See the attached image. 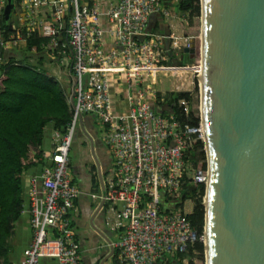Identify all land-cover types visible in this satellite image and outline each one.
<instances>
[{
  "label": "built area",
  "instance_id": "2783aa9c",
  "mask_svg": "<svg viewBox=\"0 0 264 264\" xmlns=\"http://www.w3.org/2000/svg\"><path fill=\"white\" fill-rule=\"evenodd\" d=\"M6 2L0 0V65L6 49L37 32L49 38L51 58L70 62L74 81L65 130L53 128L51 149L42 153L46 161L38 171L23 172L21 212H28L32 235L20 264H40L44 254L56 256L57 264H80L71 219L80 188L73 181L69 150L84 113L102 129L111 155L98 192L90 194L96 206L102 200L106 216H114L111 228L122 229L115 243L118 263L177 264V250L196 240L204 242V230L198 233L191 224L184 201L167 207L163 201L169 203L181 193L188 148L196 135L201 138L200 120L194 126L173 111L154 108L152 100L159 96L156 73L179 65L165 63L166 34L148 30L147 23L152 14L185 21L179 0H11L16 21L4 18ZM106 31L114 43L108 50L103 46ZM170 36L175 41L182 38L181 47L193 39L174 32ZM177 104L185 113L190 111V99L181 97Z\"/></svg>",
  "mask_w": 264,
  "mask_h": 264
},
{
  "label": "water",
  "instance_id": "95a60500",
  "mask_svg": "<svg viewBox=\"0 0 264 264\" xmlns=\"http://www.w3.org/2000/svg\"><path fill=\"white\" fill-rule=\"evenodd\" d=\"M11 7L7 0L5 19ZM200 37L210 264H264V0H201ZM183 51L194 53L195 40ZM79 124L91 148L82 117ZM105 238L99 264L113 252Z\"/></svg>",
  "mask_w": 264,
  "mask_h": 264
},
{
  "label": "trees",
  "instance_id": "16d2710c",
  "mask_svg": "<svg viewBox=\"0 0 264 264\" xmlns=\"http://www.w3.org/2000/svg\"><path fill=\"white\" fill-rule=\"evenodd\" d=\"M178 5L179 10L187 14L185 21L180 20L181 24H189L191 17L199 14L201 33V0H179ZM2 20L7 33L9 25L4 18ZM48 40L45 35L31 33L26 36L24 47H20V51L7 55L9 48L5 50V60L0 65V262L9 259L12 251L10 237L15 232L22 213V203L25 200L23 172L43 161L42 151L38 147L42 143L45 127L50 124L52 129L65 130L72 111L69 86L73 81L60 78L51 72L50 67L60 62L48 55ZM194 40L195 55L198 56L199 37L196 36ZM66 48L70 49L68 46ZM173 57L171 54L169 60ZM185 59L193 61V58ZM181 97L189 99L190 91H169L163 98L159 95L152 100V104L156 110L173 111L183 122L198 126L199 115L192 110L185 113L177 104ZM199 113L201 117L200 105ZM32 149L35 152L31 154ZM189 156L193 165L205 173L207 168L204 141L197 135L188 148L187 161ZM73 181L76 182L74 176ZM188 182L185 180L178 196L171 197L169 203L165 199L163 205H177L178 199L182 203L186 198L192 197L194 202L187 217L197 232L202 233L205 226V206L201 200L206 187L203 181L196 180L191 184ZM194 250L202 258V240L194 241L185 250H177L176 255L179 258L175 259V263L184 264L182 258L188 255L187 264H195L192 259Z\"/></svg>",
  "mask_w": 264,
  "mask_h": 264
},
{
  "label": "crops",
  "instance_id": "0c3cea01",
  "mask_svg": "<svg viewBox=\"0 0 264 264\" xmlns=\"http://www.w3.org/2000/svg\"><path fill=\"white\" fill-rule=\"evenodd\" d=\"M15 13L17 20V12ZM168 21L169 20L167 19L165 20V18H163L158 14L152 15L148 20L147 29L153 31H161L166 34L165 37L163 38V46L170 55V53H172V50L174 49L172 46H174L176 41L172 39V37L170 36V33L174 31L172 29V25L168 24ZM102 23L103 24L106 23L105 17H102ZM183 25L184 24H181V26ZM103 46L105 50H108L110 47L114 46V43L112 42L108 31H106V35L103 41ZM19 47H24V42H21ZM18 51H20V48H9L6 51V54L11 55V54H15V52ZM180 53L181 52H178L177 54L180 55ZM68 62L69 61H65V62L63 61V63L60 64L56 63L55 65L51 66L50 69L51 71H55L56 73L61 75L65 80H70V78L72 79L71 76L72 73L70 71V66ZM50 63H48L49 66L51 65ZM58 66L60 68H58ZM157 90H159V88H157ZM82 121L87 131L94 132L95 133L94 136L97 135L104 143L102 139V135L99 136L97 134V130L95 128V122L92 116L90 114L84 113L82 114ZM48 127L51 129L50 130L51 132L48 136L50 149H51L52 127L50 125H48ZM77 131H78V135L76 138H78L77 139L78 141L80 140L79 132L84 135L79 123L76 132ZM43 143H44V136L41 145L38 147V149H41L42 153L46 151V149L43 146ZM75 143L76 140L74 141L73 146L72 147L70 146L69 153L71 152V155H69V160H70L69 164H70V170L73 173V176L75 177L76 182L80 188V192L76 199V203L72 208L71 219H72V224L75 228L76 243L80 253V264H99L102 256L109 251V241H107L105 237H108L111 240V243L113 245V252L112 254L105 257V259L102 261V264H119L118 254H117L118 249L115 243L119 239L122 233V229L111 228L110 222L114 220V216H112L110 212H108L106 216L105 208L103 210L102 207H100L99 210L94 212L97 201L95 198L91 196L90 193L98 192L99 189L98 179L92 178L90 176L83 161L84 157L82 156L83 154L81 152L83 146H81V143L78 144ZM34 152L35 150L32 149L31 154ZM41 158L43 160L41 163L39 162V164H35L29 167L28 169L24 170L25 173L38 171L41 165L46 161V159L42 157V154H41ZM106 165L107 166H104L105 168L103 167L105 171L109 168L110 163ZM24 198H25V194H24ZM24 214L25 216L24 217L21 216V219L18 221V224L16 226L15 232L10 237V242L12 244V251L11 254L9 255V259L7 261L0 262V264H20V258L22 256L23 249L30 242L32 235L30 226L28 224V212H24ZM101 232H103L104 236L101 234ZM13 246H16L15 249ZM41 257L42 258H40V264H57L56 256L44 254Z\"/></svg>",
  "mask_w": 264,
  "mask_h": 264
},
{
  "label": "rangeland",
  "instance_id": "374dc122",
  "mask_svg": "<svg viewBox=\"0 0 264 264\" xmlns=\"http://www.w3.org/2000/svg\"><path fill=\"white\" fill-rule=\"evenodd\" d=\"M10 20L15 19L14 21H16V13L14 12L13 9H11L10 11V16H9ZM169 21H171L172 23V29L174 31V33L176 35H179L181 37H183V35H191L193 37V39H195L196 36L199 37V49H200V44H201V37H200V19H199V14L198 15H194L191 17V22L189 24H185L183 26H181V24L179 23L178 19L176 18H169ZM181 21H183L181 19ZM180 21V22H181ZM179 24V26H178ZM182 38L177 39V46L175 47L176 49L172 50V55H174V57L177 58V60H181L180 62H173L172 59H168L167 61H165L166 64H172V65H179L177 68H167L164 69L162 71H159L156 73V82L154 84V86L156 88H159V90H157L159 95H164L167 94L169 91H182V90H188L190 91V110H192L195 114L199 115V120L201 122V117H200V113H199V105H200V98H201V87H200V78L199 74L201 73V55L199 54L198 56L195 55L194 53H190V52H184L183 51V47H181V42H182ZM16 48H20L19 46ZM178 52H184L183 57H180L179 54H177ZM180 53V54H181ZM169 55V54H168ZM185 57L187 58H193V61H187L185 59ZM170 58V55H169ZM58 68H60L58 66ZM52 73H55L57 76H59L60 78L62 76H60L58 73H56L55 71H51ZM63 78V77H62ZM195 84H197V88L195 89ZM69 91H71L70 86H69ZM50 125V124H49ZM201 125V123H200ZM78 127V126H77ZM95 128L97 130V134L99 136L102 135V129L100 128V126L95 122ZM51 129L48 127H46L45 129V133H44V143L43 146L46 150L50 149V144H49V134ZM77 130V129H76ZM203 130V124L201 126V132L202 133ZM78 135V131L74 133V136L72 138V142H71V147L73 146V143L76 139ZM202 138V136H201ZM202 140L204 141V150L206 149V143L205 140L202 138ZM31 153V152H30ZM205 154H206V171L205 173H202L199 169H197V167H195L193 165L192 162V158L191 156H189V160H188V167H187V176L185 177V180H188L189 184L194 183L196 180L199 181H203L205 184V187H207V180H205L208 177V165H207V153L205 150ZM69 155H71V152L69 153ZM196 170H198V174L199 176L197 177L196 175ZM197 177V178H196ZM196 178V179H195ZM204 192L202 194V200L201 202L204 203V198L206 196V188H204ZM193 198L192 197H188L184 200L183 205H184V210L186 212H190L192 210V206H193ZM205 204V203H204ZM21 216H25L24 212L21 214ZM21 216L19 218V220L21 219ZM204 230V227H203ZM203 242V241H202ZM204 251H203V256L201 258V256L199 255V253L194 250L193 251V255H192V259L194 261L195 264H205V236H204ZM14 249L16 246H13ZM42 258V257H41ZM189 256L186 255L184 257V260L182 261L184 264H187Z\"/></svg>",
  "mask_w": 264,
  "mask_h": 264
},
{
  "label": "flooded vegetation",
  "instance_id": "af4514ba",
  "mask_svg": "<svg viewBox=\"0 0 264 264\" xmlns=\"http://www.w3.org/2000/svg\"><path fill=\"white\" fill-rule=\"evenodd\" d=\"M89 134L91 136L90 141H92L91 148L88 137L81 134L80 132H79L80 140L77 141L78 138H76L75 144L81 143V146H83L81 152L83 154L82 156L84 157L83 161L85 163L87 171L89 172L92 178H97L99 183L101 182V180H99L98 169L101 170V179H102L104 174L103 172L105 171L104 166H107L106 164L110 163L111 155L105 143H103L97 135L94 136L95 135L94 132H89Z\"/></svg>",
  "mask_w": 264,
  "mask_h": 264
},
{
  "label": "bare ground",
  "instance_id": "6f19581e",
  "mask_svg": "<svg viewBox=\"0 0 264 264\" xmlns=\"http://www.w3.org/2000/svg\"><path fill=\"white\" fill-rule=\"evenodd\" d=\"M200 78V87H201V98H200V108H201V125L199 127V130L201 132V126L203 124V130L202 133L200 134L202 138L205 140L206 143V153L207 156L209 157L208 154V148H207V141H206V135H205V129H204V107H203V96H202V85H201V73L199 74ZM209 167V164H208ZM207 180V187H206V196L204 198V203L203 205L205 206V231H204V236H205V259H206V264H210V233H209V226H210V201H211V189H210V177H209V168H208V177L205 179ZM203 236V240H204Z\"/></svg>",
  "mask_w": 264,
  "mask_h": 264
}]
</instances>
